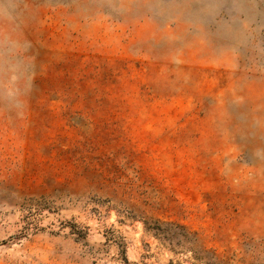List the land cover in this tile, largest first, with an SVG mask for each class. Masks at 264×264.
I'll list each match as a JSON object with an SVG mask.
<instances>
[{
	"label": "rangeland",
	"instance_id": "obj_1",
	"mask_svg": "<svg viewBox=\"0 0 264 264\" xmlns=\"http://www.w3.org/2000/svg\"><path fill=\"white\" fill-rule=\"evenodd\" d=\"M189 246L264 264V0H0V264Z\"/></svg>",
	"mask_w": 264,
	"mask_h": 264
},
{
	"label": "trees",
	"instance_id": "obj_2",
	"mask_svg": "<svg viewBox=\"0 0 264 264\" xmlns=\"http://www.w3.org/2000/svg\"><path fill=\"white\" fill-rule=\"evenodd\" d=\"M147 230H153L154 232H161V229L157 226H148L145 225ZM180 235L184 238H187L185 233H181ZM193 252V258L197 261H202L203 264H220V261H218L215 257H212V255L206 256L204 255V250L203 249H194L193 247L189 246Z\"/></svg>",
	"mask_w": 264,
	"mask_h": 264
}]
</instances>
